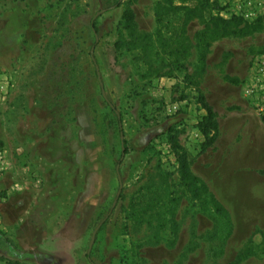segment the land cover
I'll use <instances>...</instances> for the list:
<instances>
[{
  "label": "rangeland",
  "instance_id": "obj_1",
  "mask_svg": "<svg viewBox=\"0 0 264 264\" xmlns=\"http://www.w3.org/2000/svg\"><path fill=\"white\" fill-rule=\"evenodd\" d=\"M259 68L264 0H0V264H264Z\"/></svg>",
  "mask_w": 264,
  "mask_h": 264
},
{
  "label": "trees",
  "instance_id": "obj_2",
  "mask_svg": "<svg viewBox=\"0 0 264 264\" xmlns=\"http://www.w3.org/2000/svg\"><path fill=\"white\" fill-rule=\"evenodd\" d=\"M115 4L118 5V2ZM123 18H124V22L129 24L131 19V13L125 12L123 14ZM231 20H239V19L236 18ZM198 103L200 104L201 109H203L205 112L197 122V128L205 139L203 144V148L205 149L207 146L211 145L216 139V134H217L216 113L213 111L210 104H208V102L205 100L204 96L198 95ZM170 130L171 129H169V132L173 133ZM169 141L171 144V148L174 150L173 152L176 155L180 178L184 181L185 186L187 188L192 189V192H194L195 184L198 182V179L195 176H193L190 171L189 163L187 159V153L185 152L186 150L177 143L174 133L170 135ZM201 185L202 187L204 186V184ZM8 264H19V263H17L16 261H11Z\"/></svg>",
  "mask_w": 264,
  "mask_h": 264
},
{
  "label": "built area",
  "instance_id": "obj_3",
  "mask_svg": "<svg viewBox=\"0 0 264 264\" xmlns=\"http://www.w3.org/2000/svg\"><path fill=\"white\" fill-rule=\"evenodd\" d=\"M259 72L263 75L264 77V68H259ZM0 99H1V93H0ZM2 162H3V156L0 154V171L2 170Z\"/></svg>",
  "mask_w": 264,
  "mask_h": 264
},
{
  "label": "water",
  "instance_id": "obj_4",
  "mask_svg": "<svg viewBox=\"0 0 264 264\" xmlns=\"http://www.w3.org/2000/svg\"><path fill=\"white\" fill-rule=\"evenodd\" d=\"M119 177V176H118ZM98 226L94 229L93 233H92V236H91V241H90V244L89 246L91 245L92 241H93V238H94V235L96 233V230H97Z\"/></svg>",
  "mask_w": 264,
  "mask_h": 264
}]
</instances>
